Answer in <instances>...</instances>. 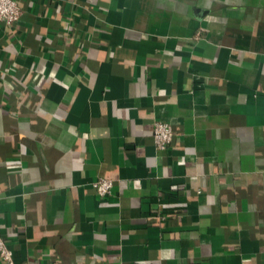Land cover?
Instances as JSON below:
<instances>
[{"label": "crops", "instance_id": "0c3cea01", "mask_svg": "<svg viewBox=\"0 0 264 264\" xmlns=\"http://www.w3.org/2000/svg\"><path fill=\"white\" fill-rule=\"evenodd\" d=\"M14 1L0 236L15 264H264V0Z\"/></svg>", "mask_w": 264, "mask_h": 264}, {"label": "built area", "instance_id": "2783aa9c", "mask_svg": "<svg viewBox=\"0 0 264 264\" xmlns=\"http://www.w3.org/2000/svg\"><path fill=\"white\" fill-rule=\"evenodd\" d=\"M21 10L14 0H0V25L10 27L18 22ZM152 138L157 151H163L171 144V125L164 121H156L152 127ZM114 182L108 178H99L92 183V188L99 198L111 193ZM0 261L3 264H15L12 249L0 236Z\"/></svg>", "mask_w": 264, "mask_h": 264}]
</instances>
